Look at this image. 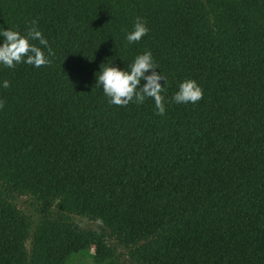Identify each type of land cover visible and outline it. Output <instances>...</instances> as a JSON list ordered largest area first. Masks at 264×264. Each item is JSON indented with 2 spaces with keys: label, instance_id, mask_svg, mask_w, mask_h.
Returning a JSON list of instances; mask_svg holds the SVG:
<instances>
[{
  "label": "trees",
  "instance_id": "obj_1",
  "mask_svg": "<svg viewBox=\"0 0 264 264\" xmlns=\"http://www.w3.org/2000/svg\"><path fill=\"white\" fill-rule=\"evenodd\" d=\"M34 20L51 64H0V264H264V0H0V30ZM145 51L163 116L96 85Z\"/></svg>",
  "mask_w": 264,
  "mask_h": 264
},
{
  "label": "clouds",
  "instance_id": "obj_2",
  "mask_svg": "<svg viewBox=\"0 0 264 264\" xmlns=\"http://www.w3.org/2000/svg\"><path fill=\"white\" fill-rule=\"evenodd\" d=\"M148 33L146 22L137 17L133 23L132 30L126 34L129 44L139 42ZM0 64L7 68H15L19 63L32 65L36 68L51 64L48 58L55 53L49 46L48 41L36 27V21H32L26 35L12 29L0 30ZM39 41V45L47 49V56L43 49L30 41ZM158 66L154 63L151 51H145L137 55L127 70H121L115 66L104 63L100 65L98 75L96 73V85L102 87L108 103L120 107L127 106L130 102L143 104L146 98L154 101L157 115L165 114V92L164 84L166 78L156 71ZM151 74H146V73ZM141 80L145 83L140 85ZM163 81V84L160 83ZM4 88H8L9 82L3 81ZM203 97V91L195 80L185 79L178 85V90L171 97L176 104L196 103ZM4 107V101L0 100V109Z\"/></svg>",
  "mask_w": 264,
  "mask_h": 264
},
{
  "label": "rangeland",
  "instance_id": "obj_3",
  "mask_svg": "<svg viewBox=\"0 0 264 264\" xmlns=\"http://www.w3.org/2000/svg\"><path fill=\"white\" fill-rule=\"evenodd\" d=\"M69 264H95L88 254H77L71 258Z\"/></svg>",
  "mask_w": 264,
  "mask_h": 264
}]
</instances>
